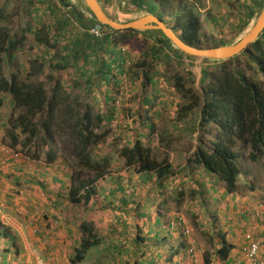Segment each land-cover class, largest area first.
I'll use <instances>...</instances> for the list:
<instances>
[{
    "label": "trees",
    "instance_id": "1",
    "mask_svg": "<svg viewBox=\"0 0 264 264\" xmlns=\"http://www.w3.org/2000/svg\"><path fill=\"white\" fill-rule=\"evenodd\" d=\"M15 1L19 4L15 14L22 21L19 29L12 23L14 15L4 14V7H0V105L11 108L6 122L14 156L17 151L25 152V156L34 158L35 165L50 166L66 180L57 193L46 191L43 201L50 202L39 205L44 209L54 207L58 213L66 208L74 215L77 245L69 254L68 264L83 263L91 252L94 261L105 258L103 264L140 261V264H191L184 241L178 246L168 243L170 235L179 231L169 228L172 218H167L164 224L159 212L149 218L148 212L140 209L148 196L162 205L163 192L168 188L179 203L183 188L175 187L185 182L184 177L177 180L179 172L173 168L171 159L166 154L161 159L154 158L150 146L141 138L148 135L146 131L154 133V119H161L167 106L157 96L158 69L166 68L170 62L178 69L184 65V59L197 57L176 49L158 30H115L103 25L105 34L95 38L88 29L98 21L93 16L82 18L67 0ZM100 2L105 6L112 0ZM197 3V0H131L120 11L153 14L186 44L208 48L233 42L264 0H238L233 13L225 17L221 13L212 14L209 9L200 12ZM227 16L232 18L231 22ZM206 20L213 26L228 25L226 32L221 28L218 36L207 34ZM32 37L33 44L26 47L25 42ZM135 40L142 43L141 52L131 62L132 51L128 46ZM26 54L35 61L30 72H26V60L21 61L26 72L21 76L14 70V60ZM202 63L198 87L194 86L190 70L185 71L184 81L179 74L165 80L180 96L174 120H169L174 133L184 139L181 145L187 149L179 171L185 174L191 164L200 167V178L194 179L200 187L202 175L210 177L205 183L208 188L194 190L204 210L207 207L205 213L213 217L210 223L213 230L200 232L212 243V251L205 253L203 263L220 264L231 261L229 254L234 244L227 241L228 232L218 230V220L212 213L218 210L221 201L211 202L215 198H206V190H220L222 199L225 194L238 192L241 176L250 171L247 165L243 167V161L254 163L264 174V29L238 55L226 60L204 58ZM41 75L44 77L39 78ZM126 76L131 84L141 88L135 110L140 117H136L139 126L130 138L117 134L110 140L101 129L117 118L120 98L126 92L122 89ZM120 122L118 119L117 124ZM172 141L163 134L160 145L173 148ZM40 145L45 149L42 164ZM57 150L62 159H58ZM128 167L141 175L140 198L136 192L139 186L130 188L116 175ZM104 174H111L110 180L99 189L96 181ZM11 178L14 185L26 183L30 187L35 176ZM253 186L249 183L248 190L252 191ZM14 192L20 195V190ZM258 206L262 220L255 217V209L253 217L264 225V201ZM62 213L56 220L61 224L59 228H66L72 219ZM130 219L134 225L135 237L130 240L133 246L123 242V235L130 234ZM198 225L203 228V223ZM74 230L71 228L68 236H76ZM38 233L36 230L35 234ZM158 236L162 237L161 250L156 251L154 248L160 245H155L159 243ZM16 244L14 230L0 216V264H14V251H19ZM148 249L151 260L145 258ZM163 253L167 254L164 258Z\"/></svg>",
    "mask_w": 264,
    "mask_h": 264
},
{
    "label": "rangeland",
    "instance_id": "2",
    "mask_svg": "<svg viewBox=\"0 0 264 264\" xmlns=\"http://www.w3.org/2000/svg\"><path fill=\"white\" fill-rule=\"evenodd\" d=\"M198 1V6L200 8V12H205L207 9L211 10L212 14H216L218 15L219 13L223 14V17H225V14H232L233 10L235 8V5L237 4L238 0H197ZM232 1H234L232 3ZM67 2L69 4H73V6H75L76 8L80 7L83 8L84 4H83V0H67ZM231 2V3H230ZM5 4H7L5 6ZM18 1H15L10 4L8 0H0V7H4V14H10L12 13L14 15V19H13V25L14 27H16L17 29H19V27H21L22 25V21L21 18L19 16H16L17 14H15V12L17 13L16 9H18ZM104 9L106 10V12L111 15L113 18L121 20V21H127V20H131L133 18H136L138 16L144 15L146 14V12L144 11H132V12H121L118 8L115 7V11L111 12L109 11V9H107L106 6ZM85 8V7H84ZM118 9V10H117ZM120 13V14H119ZM228 17V16H227ZM203 19H206V15L202 16ZM229 21L231 22L232 18L228 17L227 18ZM255 20V14L250 18L247 27L238 35L233 39V42L238 40L239 38H241V36L252 26V24L254 23ZM12 26V25H11ZM18 26V27H17ZM13 27V26H12ZM228 25H226L225 27H221V25H217V26H213L211 24L210 21L206 20V28H207V34H214L215 36H218V31L221 30V28L223 29L224 32H226ZM16 29V30H17ZM18 35L19 32L17 31ZM231 43V42H230ZM29 44H33V37L30 38L29 41L25 42L26 47L29 46ZM142 45V43L139 40H135V43H132L131 45H129L128 49L129 51H132V54L130 53V61L131 62H135L137 60L136 55L139 54V52H141L140 50V46ZM34 46V45H33ZM142 49V48H141ZM34 53V51H33ZM22 60H26L27 64H26V72H30V70H32V64L35 61V59H33V57L30 58V56H28L26 54V56H19L17 57L14 61V70L17 71L21 76L25 75V70L23 68V66L21 65V61ZM184 65L181 66L178 69H175L177 67H175L173 62H170L168 64V66L166 68L164 67H160L158 69V73L157 76L159 78L160 81V92L159 94H157L159 99L165 100V102L167 103V106L164 110V113L161 119H154L155 120V130L154 133H148L147 132V136L141 138L144 144H148L151 148V154L154 158L156 159H161L165 156V154L171 159L172 161V165L173 168L175 170H177L178 173V178L182 179L184 177L185 182L183 184H178V187L176 186L177 183L174 184V186H176L175 188H183V195H181L180 197V202L178 203L177 201H175L173 199V194L172 192H170V189H166L163 194L164 197L162 198V205L161 203L156 204V202H153L152 199L150 198V196H148L146 198V203H144L140 209L144 208L143 210H146L149 214V218H151V216H153L154 214H161L162 216V220L163 223L165 224L167 222V218H174L175 215H179L182 216L185 220V224L187 226H189L190 230L192 231V237H190L192 239V241H195L198 250H199V254H201V258L205 255V253L208 252V254L212 251V243L207 241L206 236L203 233V230H205V232H207V229L209 228L210 230L212 229V224L211 221L213 219V217L211 216V214L208 213V215L205 213L207 209L204 210V204L202 203L200 196L199 195H194V190L197 189H205L206 186V182L210 180L209 175L207 174H203L201 177V181L203 183L202 187H200V184H198L196 181H194L195 178H200V174L202 173V169L200 167L197 166H193L192 164L190 165V168L184 172L179 171V166L185 161L186 158V154H187V149L184 148L181 144H183L184 139L181 137H178L177 133L175 134L173 129L170 127V123L169 120H174L175 117V112L177 111V107H176V103L180 101V96L176 93V91L174 89L171 88L170 83L165 80V78H170L171 76H173L174 74H179L180 78L184 81L186 80V75H185V71L190 70L193 73L194 79H195V83L194 86L198 87V83H199V78H200V70H201V66H202V60L196 58L193 60H183ZM44 76L41 75L39 78H43ZM21 79V78H20ZM123 82H122V89L124 90L125 94L123 96H121L120 100L121 103L119 104V108H118V113L117 118H114L113 120H111L110 122H106L103 129H101V132H104L106 136H109L108 138L110 140H114L113 136L114 135H120L123 137H132V134H135L136 132L134 131L135 128L138 125V122L136 120V117H138L140 119V117L138 116V114H136L135 110L138 106L139 103V95L141 94V88L140 85H133L129 82L128 77H124L123 78ZM8 98V97H7ZM153 103H155V99L152 100ZM185 103H187V100H184ZM159 104H158V108H159ZM154 108V107H153ZM10 109L11 108H7L6 110H4V108L0 105V141L2 144H4L6 147L7 145H12V140H10V137L8 135V123L7 121V117L10 116ZM5 112L6 117L2 116L1 114ZM18 111H16L14 114H17ZM145 113V112H144ZM118 119L121 120V122L119 124H117ZM3 120V121H2ZM138 130V129H137ZM132 131V132H130ZM163 134H166V137L173 140L172 144H173V148H166L163 145H160V139L161 136ZM137 135V134H136ZM21 136V135H20ZM112 137V138H111ZM140 138L139 136H135V138ZM23 139V136L20 137V141ZM33 149V147H32ZM39 152L42 153L45 149L43 148L42 145H40L39 147ZM55 150V148H54ZM15 152V151H14ZM18 153L24 154L25 156V152H20L17 151ZM18 154V156H16L15 158L19 159L21 158L20 155ZM57 156L59 157L58 159H62L61 157V152L59 150H57ZM45 155L44 153L41 154V156L39 157L41 164L45 161L44 159ZM23 160V161H21ZM20 161L25 163L27 165L26 168H29V166L35 165L36 162L34 161V158L31 155H26V157H24V159H21ZM7 162L9 164H7ZM0 164H2V166L0 165V168H4L5 172L3 173L6 174L9 170H11L14 165L11 164V160L6 157V156H2L0 157ZM39 165V164H38ZM243 167H253L255 169V171H257L258 173L259 168L254 164V163H249V162H245L243 161L242 163ZM247 165V166H246ZM36 166V165H35ZM251 169V168H249ZM117 176L122 177L123 181L127 184L130 185V188H137V196L138 198H140V194H143V185L141 182V175L136 173L135 170L131 169V168H127L124 170H120L118 173H116ZM110 176L111 174H104L101 175L97 181H96V185L99 189H101L102 186H106V184H108V179L110 180ZM0 198H2V205L4 204V197L11 198L8 199L7 201H5V203L9 202L11 204L14 205V207L12 209H10L9 215L18 218L20 220L23 219V221H25V219H32L33 224L38 228L39 233L35 234V233H31V227H29V224H24L25 226H23L24 230L26 229V236H24V238H26L28 240L32 239V237L34 238V247L28 246L29 251L30 252H26V248L23 250L21 245V241L20 239L17 237V244L19 251L18 253H16L15 258L19 261H14L15 264H38L39 262L41 264H46L47 262H50L49 259V251L51 252V255H53L54 258H57L58 263L63 264L64 261H68L69 259V254H71L73 252V249L70 248V251L68 253H64L65 257L64 260L61 259L62 255L57 253L56 255V250H59L60 252V246H66L68 248V245H66L64 242L65 239H69L68 234H67V229L68 230H74L76 228V220L74 218V215L72 214L71 210L64 208L62 211H59V214L62 213V216H68L69 219H72V221L70 222V224H66V228H65V236H61L60 237H52L49 238L47 234L48 229L50 228V226L58 227L57 228V232H60V225L59 223L56 224H51L48 223L46 220H44V223L46 224L45 228H41V223L40 220H35V216L31 215L29 217H27L25 214L27 213V211H30L32 213H37V211L39 210L38 207H32V206H28L25 205L24 206V202L26 201L25 199L28 197V192L25 194L24 192L23 195H19L18 192L15 193L13 195V197H11L10 195H4V193H8L11 189H8V182L10 183V181L8 180V178L6 176L2 177V179L0 178ZM8 180V181H7ZM102 184V185H101ZM26 186H28L27 184H25ZM217 186V185H216ZM29 188V187H28ZM30 188L33 189V185H30ZM208 188V187H207ZM24 189V188H23ZM26 190V189H24ZM211 192H210V191ZM217 191L220 192V190L216 189ZM246 189L243 185H239V194H245ZM206 198H212V197H218L219 193L212 191L211 189H208V191L206 190ZM221 193V192H220ZM156 198V197H155ZM153 198V200L155 199ZM226 197H224V199H222L221 203L217 204L219 207L218 210L215 209V211H212L213 215L216 216V219L218 220V223L216 224L218 227V230H222V226L226 227V223L221 221L224 220H228V215L230 214H235L234 211H236L235 207H232L233 203H237V199L233 198L230 199V195H228V200L225 199ZM213 199H211L212 202ZM7 204V205H8ZM226 205L228 207H230V210L225 209ZM41 206V205H40ZM144 206V207H143ZM149 207V208H146ZM25 208L27 209V211H25ZM43 207L41 206L40 209H42ZM234 209V210H233ZM46 210V209H45ZM160 210V211H159ZM230 213V214H229ZM207 215V216H206ZM40 216V218H43L42 215H37ZM36 216V217H37ZM209 216V217H208ZM208 217V222L205 220V218ZM221 220H220V219ZM152 221V220H151ZM27 222V221H26ZM51 222V220H50ZM198 223H203V228L200 229ZM209 223V224H208ZM128 224H131V228H130V234L124 239L123 242H125L126 245L129 246H133L130 243V240L132 238L135 237L134 235V225H133V220L130 219L128 221ZM64 227V226H62ZM229 230V229H228ZM219 231V233H220ZM56 232V233H57ZM204 232V233H205ZM55 233V234H56ZM194 233V235H193ZM30 235V236H29ZM32 236V237H31ZM68 237V238H67ZM161 236H158L157 240L159 241V243L155 244V245H159L161 243ZM220 238V237H219ZM69 241V240H67ZM72 241V240H71ZM183 241V238H182ZM151 242V241H150ZM71 242L69 241V244ZM73 243V241H72ZM177 243H174V245ZM40 246V247H39ZM44 246V248H43ZM73 246V245H72ZM74 248V246H73ZM53 253H52V250ZM211 249V250H210ZM23 250V252H22ZM150 252L151 250L148 249L146 251L145 254V258L147 260H151L150 259ZM166 253H163V258L166 256ZM59 257V258H58ZM95 260V256L93 255V252L89 253L87 255V257L84 259L82 264H103L104 261H106V259L104 258H100V260ZM142 261L139 262V264ZM159 262V261H158ZM215 263V262H214ZM212 263V264H214ZM162 264H164V262H162ZM186 264V263H184ZM223 264V263H222Z\"/></svg>",
    "mask_w": 264,
    "mask_h": 264
},
{
    "label": "crops",
    "instance_id": "3",
    "mask_svg": "<svg viewBox=\"0 0 264 264\" xmlns=\"http://www.w3.org/2000/svg\"><path fill=\"white\" fill-rule=\"evenodd\" d=\"M98 1L100 2V0H98ZM105 6L111 12L115 11V7L118 8L115 0L113 3L107 4ZM74 8L78 12L79 15H82L81 16L82 18L90 16V13L87 12L85 8H80V7L76 8L75 6H74ZM116 20H118V19H116ZM119 21H121V20H119ZM20 160L21 159L18 158V159H14V162H11V164L14 165V168L11 169V172H13L14 177H16V176L18 177V175H19V177H21V176L32 177V175H34L35 178H32L34 182L30 183V184H33V189L30 187L28 188L25 185L26 183H23L21 185L15 184L14 186L8 185L7 187H8V189H11L12 187H14V191L16 189L20 190V195H23L22 192H24L25 194L28 192V197L25 199L26 201L24 202V206L28 204V206L38 207L39 210L37 211V213L39 215H42L43 218H40V216H37L38 214H36L35 211H34V213L27 211L26 208H25V211H27V213L25 215L27 217L34 215L35 220H40L41 228H45L46 224L44 223V220H46L51 225V224H53L52 218H54V216H55V218H59V216H58L59 213L55 211L54 207L50 208V209L46 208V210H45L44 207L41 205L43 208L40 209L41 206L39 205V203H41L43 205L48 204L50 202L49 200L43 201L44 193L46 191H47V194L48 193L54 194L55 192L57 193V190L60 189L58 187L64 185L66 183V180L64 179L62 174H60L59 172L56 173L53 170V168L50 166L32 165V166H29V168H26L27 165L25 163L21 162L23 160H21V161ZM249 168H251L250 171H247L246 173H244L241 176L242 177L241 178V181H242L241 184L247 190H248L247 185L249 183L253 184L254 189L252 191H249V190L244 191L245 194H239V191L235 192V193L225 194L226 200H228V195H230V199H233V198L237 199V203L232 204V207L236 208V211H234L235 214L229 213L230 215H228V217H227L228 220H225L226 227L222 226V230H221V231H223V233L228 232L227 233L228 234L227 241L234 244V248L232 249L231 253L229 254L231 261H227V262L222 261V262H220V264H222V263L223 264H232V263H235L237 260L240 259V256H241L240 244L243 241V232L244 231L245 232L246 231H252L253 234L260 235V236L264 233V225L253 217V210L256 208L257 203H259L258 200L261 198H264V174H262L261 172L258 173L257 171H255V169L252 166ZM3 169H4L3 167L0 168V170H3ZM57 175H59V176H57ZM23 188H26V190H24ZM10 191L8 192V194H10ZM217 193H219L218 194L219 196L215 197V199H213V200L222 201V198H221L222 192L220 193L218 191ZM14 194H15V192H14ZM4 195H6V193H4ZM3 199H4L5 205L1 206L2 209H0V213H1L2 219L4 220V223L6 225H9L11 228L14 229V235H16L20 239V241L22 243V247L24 249L26 248V252H30L28 249L29 248L28 246H31V247L35 246L34 245V243H35L34 238L32 236H31L32 239L28 238V240H27L26 238H24V236H26V229L24 230V228H23V226H25L23 219L20 220L18 218H15V217L9 215L10 209H12L14 207V205L11 204L10 202H9V204H8V202L5 203V201H7L6 197H4ZM9 199H11V198H9ZM44 200H45V198H44ZM225 209L230 210V207H228L226 205ZM50 220H51V222H50ZM222 222H224V221H221V223ZM57 228L58 227L54 228L53 226H50L46 235H48L49 238L60 237L61 231L58 233L56 231ZM67 232L69 233V230H67ZM73 232H74V234H76V236H68L69 239L64 240V242H66L65 244L68 245V248L66 246H63V247L60 246V252H59V250H56V255H57V253L61 254L62 260H64V257H65L64 253H68L70 251V248L73 249V246L76 247V245H77V243H76V241H77L76 230H74ZM128 235L129 234L123 235L124 236L123 238H125V236L127 237ZM172 237H173V239H172ZM67 240H69L71 243L69 244V241H67ZM71 240L73 241V243ZM181 241H182V236H180V235L178 236V234L173 233V236L170 235V239H169L168 243L172 246H175V245L178 246L181 243ZM174 243H177V244L174 245ZM43 248H44V246H43ZM154 249L156 251L161 250V243L158 247H156ZM49 253H50L49 259H51V260H49L50 262H47L46 264H61V263H58L57 258H54L53 255H51L50 251H49ZM52 253H53V250H52ZM87 255H86V257H87ZM63 264H68V261L67 260L64 261ZM214 264H218V261H216Z\"/></svg>",
    "mask_w": 264,
    "mask_h": 264
},
{
    "label": "water",
    "instance_id": "4",
    "mask_svg": "<svg viewBox=\"0 0 264 264\" xmlns=\"http://www.w3.org/2000/svg\"><path fill=\"white\" fill-rule=\"evenodd\" d=\"M84 7L98 22L115 30H158L172 45L186 55L213 60H226L241 53L264 29V3L256 11L252 26L238 40L217 47L198 48L186 44L171 28L153 14L146 13L131 20L119 21L112 18L98 0H83Z\"/></svg>",
    "mask_w": 264,
    "mask_h": 264
},
{
    "label": "built area",
    "instance_id": "5",
    "mask_svg": "<svg viewBox=\"0 0 264 264\" xmlns=\"http://www.w3.org/2000/svg\"><path fill=\"white\" fill-rule=\"evenodd\" d=\"M131 0H115L116 5L119 8L124 7ZM114 0H112V3ZM89 33L93 35L95 38H101L105 34V30L103 24L100 22L95 23L89 29ZM263 200V199H262ZM258 203V205L262 202ZM257 205L255 208V217L262 220L261 208ZM171 229L179 228L181 232L187 236L189 239V246L187 249V254L192 264H203V260L201 258V254H199V250L192 241L191 230L185 224V220L182 216H178L172 219L169 223ZM240 259L232 264H264V235L256 236L251 231H246L243 234V241L240 244ZM38 264H41L40 262Z\"/></svg>",
    "mask_w": 264,
    "mask_h": 264
},
{
    "label": "clouds",
    "instance_id": "6",
    "mask_svg": "<svg viewBox=\"0 0 264 264\" xmlns=\"http://www.w3.org/2000/svg\"><path fill=\"white\" fill-rule=\"evenodd\" d=\"M104 8V7H103ZM119 10H120V8H119ZM124 49V48H123ZM2 107L4 108V110H6L5 109V105H2ZM6 114L7 113H5V112H3L1 115L2 116H5L6 117ZM3 121V120H2ZM18 154H21V153H18ZM18 154H16L15 156H14V151L11 149V146L10 145H7V147L4 145V144H2L1 143V141H0V157H2V156H6V157H8L10 160H11V162H14V159H18V158H15L16 156H18ZM20 159H24V157H26V156H24V154H21L20 155ZM7 164H9L8 162H7ZM1 166H2V164H0ZM14 168V167H13ZM12 168V169H13ZM5 172V170L3 169V170H0V178L2 179V177H4V176H6L7 178H8V180L10 181V183L8 182V185H10V186H14V179H12L11 177L14 175L13 174V172H11V170H9L6 174H4L3 175V173ZM7 180V181H8ZM1 181V180H0ZM15 193H17V192H15ZM6 195H10L11 197H13V195H14V187H12L11 188V191H10V194H8V193H6ZM9 199V198H8ZM7 199V200H8ZM263 199V200H262ZM260 200H262V202L264 201V198H261V199H259L258 201L260 202ZM257 205H258V203H257ZM1 206H2V198H0V209H2L1 208ZM257 207V206H256ZM0 216H1V213H0ZM175 218V217H174ZM174 218H172V219H174ZM1 219H2V217H1ZM53 219V223H55L56 225H58L57 223H59L60 224V222H58L57 220H56V218H52ZM171 219V220H172ZM170 220V221H171ZM2 221L4 222V220L2 219ZM27 221V222H26ZM29 224L28 226L29 227H31L30 229H31V233L33 234V233H35V231L36 230H38V228L33 224V222H32V219H25V221H24V224ZM170 223V222H169ZM5 224V223H4ZM6 225V224H5ZM7 226H9V225H7ZM189 227V226H188ZM169 228H170V225H169ZM13 229V228H12ZM171 229V228H170ZM14 230V229H13ZM171 230H174V229H171ZM60 231H61V236H64L65 235V228L64 227H61L60 228ZM245 233V232H244ZM243 233V234H244ZM178 236L180 235V236H182V238H183V241L186 243V250L188 249V246H189V239L187 238V236L186 235H184L182 232H181V230L179 229V231H178ZM191 237H192V231H191ZM182 241V242H183ZM193 242H195V241H193ZM196 243V242H195ZM196 245H198V244H196ZM15 255H16V253H15V251H14V261H15ZM187 257H188V259H189V256H188V254H187ZM190 260V259H189ZM202 260H203V257H202ZM190 262H191V260H190ZM192 264V263H191ZM204 264V263H203Z\"/></svg>",
    "mask_w": 264,
    "mask_h": 264
},
{
    "label": "bare ground",
    "instance_id": "7",
    "mask_svg": "<svg viewBox=\"0 0 264 264\" xmlns=\"http://www.w3.org/2000/svg\"><path fill=\"white\" fill-rule=\"evenodd\" d=\"M84 8V7H83Z\"/></svg>",
    "mask_w": 264,
    "mask_h": 264
}]
</instances>
